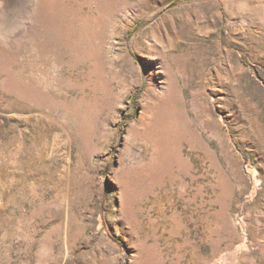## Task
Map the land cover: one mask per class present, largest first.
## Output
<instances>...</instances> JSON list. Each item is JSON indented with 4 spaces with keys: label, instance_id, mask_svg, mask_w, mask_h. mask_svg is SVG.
I'll use <instances>...</instances> for the list:
<instances>
[{
    "label": "rangeland",
    "instance_id": "1",
    "mask_svg": "<svg viewBox=\"0 0 264 264\" xmlns=\"http://www.w3.org/2000/svg\"><path fill=\"white\" fill-rule=\"evenodd\" d=\"M0 264H264V0H0Z\"/></svg>",
    "mask_w": 264,
    "mask_h": 264
},
{
    "label": "bare ground",
    "instance_id": "2",
    "mask_svg": "<svg viewBox=\"0 0 264 264\" xmlns=\"http://www.w3.org/2000/svg\"><path fill=\"white\" fill-rule=\"evenodd\" d=\"M164 72L166 73V75H167V77L168 78H170L171 79V81L173 80V78H175V75H174V72H173V70H171V68L169 67V66H165V68H164ZM174 81V80H173ZM167 84V83H166ZM170 86V87H169ZM169 86H166L165 87V90H164V100H168L167 99V97H168V95H169V91L171 90V92H172V88L173 89H175L174 88V82L173 83H171ZM163 92V91H162ZM169 101V100H168ZM165 104V103H164ZM166 105V104H165ZM162 116V115H161ZM159 121V120H158Z\"/></svg>",
    "mask_w": 264,
    "mask_h": 264
}]
</instances>
